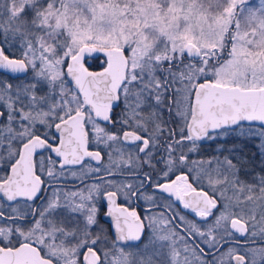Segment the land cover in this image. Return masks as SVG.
I'll return each mask as SVG.
<instances>
[{"label": "snow or ice", "instance_id": "snow-or-ice-1", "mask_svg": "<svg viewBox=\"0 0 264 264\" xmlns=\"http://www.w3.org/2000/svg\"><path fill=\"white\" fill-rule=\"evenodd\" d=\"M0 264H264V0H0Z\"/></svg>", "mask_w": 264, "mask_h": 264}]
</instances>
